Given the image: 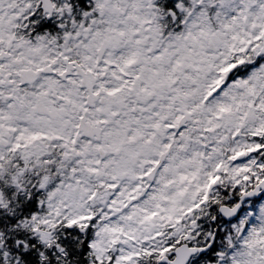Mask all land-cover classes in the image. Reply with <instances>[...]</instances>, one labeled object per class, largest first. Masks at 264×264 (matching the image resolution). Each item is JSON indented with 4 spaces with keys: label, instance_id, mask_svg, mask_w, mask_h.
<instances>
[{
    "label": "snow or ice",
    "instance_id": "6c2138e0",
    "mask_svg": "<svg viewBox=\"0 0 264 264\" xmlns=\"http://www.w3.org/2000/svg\"><path fill=\"white\" fill-rule=\"evenodd\" d=\"M0 264H264V0H0Z\"/></svg>",
    "mask_w": 264,
    "mask_h": 264
}]
</instances>
